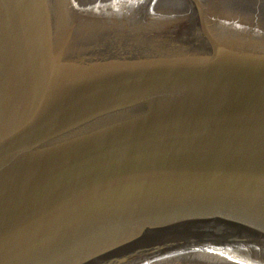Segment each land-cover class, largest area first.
<instances>
[{
  "label": "water",
  "instance_id": "water-1",
  "mask_svg": "<svg viewBox=\"0 0 264 264\" xmlns=\"http://www.w3.org/2000/svg\"><path fill=\"white\" fill-rule=\"evenodd\" d=\"M0 0V264H264V0Z\"/></svg>",
  "mask_w": 264,
  "mask_h": 264
},
{
  "label": "flooded vegetation",
  "instance_id": "flooded-vegetation-1",
  "mask_svg": "<svg viewBox=\"0 0 264 264\" xmlns=\"http://www.w3.org/2000/svg\"><path fill=\"white\" fill-rule=\"evenodd\" d=\"M173 260H179L181 263L176 264H216L209 261L208 258H195V259H186V258H177ZM173 260H170L168 262H172Z\"/></svg>",
  "mask_w": 264,
  "mask_h": 264
},
{
  "label": "rangeland",
  "instance_id": "rangeland-1",
  "mask_svg": "<svg viewBox=\"0 0 264 264\" xmlns=\"http://www.w3.org/2000/svg\"><path fill=\"white\" fill-rule=\"evenodd\" d=\"M169 4L170 3V1H168V0H161L159 3H157L156 5H155V7H161L162 6V4L164 5V4ZM165 264H176V263H181L179 260H173L172 262H165V261H163Z\"/></svg>",
  "mask_w": 264,
  "mask_h": 264
}]
</instances>
